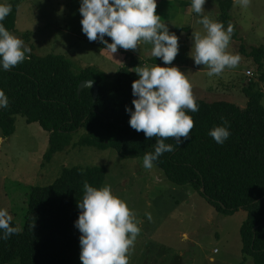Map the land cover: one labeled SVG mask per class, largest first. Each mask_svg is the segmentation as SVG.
I'll list each match as a JSON object with an SVG mask.
<instances>
[{"label": "trees", "instance_id": "1", "mask_svg": "<svg viewBox=\"0 0 264 264\" xmlns=\"http://www.w3.org/2000/svg\"><path fill=\"white\" fill-rule=\"evenodd\" d=\"M236 0H216L220 15L217 22L228 28ZM12 12L3 21L13 32L16 29L19 2L10 4ZM179 37L182 29L169 30ZM241 39L238 33L233 37ZM108 43L111 38L105 37ZM98 45L106 46L98 40ZM34 50V46H31ZM108 51V50H106ZM125 63L113 83L103 72L87 68L75 74L71 62L62 55L45 57L28 53L30 59L5 71L0 69V89L8 97V107L0 108V129L3 138L16 132V117L39 124L49 132L46 161L71 146L113 149L129 159H141L154 152L157 137L148 139L129 124L126 107L132 108V83L139 77L136 67L142 62L128 50L118 48ZM240 52L253 59L262 72L264 47ZM264 81V73L262 74ZM92 81L100 88L97 100L94 91L86 88L79 94L80 84ZM258 82L250 80L243 92L248 99L245 109L228 101L197 100L199 111L186 114L194 120V128L183 144L168 138L174 151L165 152L155 164L167 180L177 186L191 185L209 204L224 215L244 209L247 220L241 228L242 252L253 257L255 264H264V92ZM227 122L231 135L223 145L208 134ZM81 134L74 143L75 135ZM107 172L103 167L65 168L49 186L31 189L26 221L17 233L0 239V264H74L73 254L80 247L81 233L74 226L78 220L83 184L101 188ZM204 190V192H203ZM2 235V233H0Z\"/></svg>", "mask_w": 264, "mask_h": 264}, {"label": "rangeland", "instance_id": "2", "mask_svg": "<svg viewBox=\"0 0 264 264\" xmlns=\"http://www.w3.org/2000/svg\"><path fill=\"white\" fill-rule=\"evenodd\" d=\"M15 1L19 2V12L16 29L11 33L24 41L30 53L40 57L62 55L71 62L75 74L93 68L113 83L125 56L119 51L112 55L98 45V40L90 42L83 34L81 0L0 3ZM187 1L192 2L156 0V14L169 30L182 29V48L172 65L152 56V44L144 41L136 50L128 51L141 60V67L177 66L187 74L196 101H228L245 109L248 99L243 90L250 80L258 82L264 92V68L260 72L255 61L240 52L241 44L248 49L264 47V0H249L246 5L235 1L227 51L239 54L241 60L237 67L211 77L207 66L194 63L193 33L206 34L199 21L207 16L217 22L219 5L216 0H206L205 11L197 14ZM234 33L241 42L233 38ZM80 136L75 135L74 143ZM48 150L49 132L37 123H27L21 115L16 117V132L10 138H3L0 129V208L7 209L20 230L25 225L33 187L51 185L65 168L103 167L107 172L103 186H111L113 194L127 202L140 222L141 232L128 253L129 264H255L252 256L242 252L241 228L248 217L246 210L224 215L191 185L177 186L155 164L146 169L143 160L125 158L113 149L71 146L46 161ZM80 252V247L74 252V264H82Z\"/></svg>", "mask_w": 264, "mask_h": 264}, {"label": "clouds", "instance_id": "3", "mask_svg": "<svg viewBox=\"0 0 264 264\" xmlns=\"http://www.w3.org/2000/svg\"><path fill=\"white\" fill-rule=\"evenodd\" d=\"M241 2L246 5L249 0ZM205 3L206 0H192V11L202 14ZM156 9V0H81L82 32L90 42L99 40L112 55L118 48L136 50L141 41L150 43L152 56L160 58L165 65H172L179 54V37L169 31ZM11 12L10 4L0 3V69L5 71L30 59V49L3 23ZM199 23L206 34L193 33L194 63L207 66L209 77L220 75L226 68L237 67L240 55L227 51L233 31L231 26L225 30L222 23L207 16ZM106 36L111 38V43ZM135 73L139 78L132 83L134 110L126 107V112L130 115L131 128L143 132L148 139L157 137L154 152L143 156L144 167L151 169L153 162L165 152L174 151L172 144L165 143L166 139L172 138L177 144L188 140L194 120L186 110L197 112L199 105L187 74L177 66H138ZM8 102L0 89V108H7ZM208 134L221 145L231 135L226 121ZM83 190L82 201L77 205L81 211L74 225L81 233L82 264H129L128 253L141 232L135 213L126 201L113 194L111 186L96 188L85 181ZM12 220L7 209L0 208V239L7 240L17 233L11 226Z\"/></svg>", "mask_w": 264, "mask_h": 264}, {"label": "water", "instance_id": "4", "mask_svg": "<svg viewBox=\"0 0 264 264\" xmlns=\"http://www.w3.org/2000/svg\"><path fill=\"white\" fill-rule=\"evenodd\" d=\"M92 83V81H84L80 84V87H79V94L81 93L82 90L86 89V88H91L93 89L94 91V100L96 101L98 96H99V91H100V88L98 87V85L96 83H92L91 85H88ZM204 192V190H203Z\"/></svg>", "mask_w": 264, "mask_h": 264}, {"label": "crops", "instance_id": "5", "mask_svg": "<svg viewBox=\"0 0 264 264\" xmlns=\"http://www.w3.org/2000/svg\"><path fill=\"white\" fill-rule=\"evenodd\" d=\"M187 3H191V1H189V2L187 1ZM69 32L73 33L72 31H69ZM123 65H124V64H123ZM186 236H187V234H186Z\"/></svg>", "mask_w": 264, "mask_h": 264}]
</instances>
